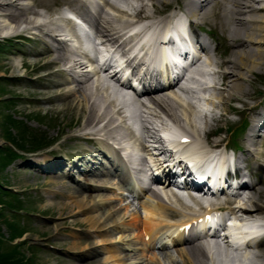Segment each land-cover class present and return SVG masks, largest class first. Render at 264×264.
Instances as JSON below:
<instances>
[{"label":"bare ground","instance_id":"6f19581e","mask_svg":"<svg viewBox=\"0 0 264 264\" xmlns=\"http://www.w3.org/2000/svg\"><path fill=\"white\" fill-rule=\"evenodd\" d=\"M75 1L77 3L71 6L73 11L84 17H95L93 26L97 36L104 40L103 45H114L117 48L125 43L124 31L131 26V23L126 19L128 12H133L144 20L153 21L158 18L157 16L165 7H170L176 3L184 15L192 14L197 19L196 22L198 24H208L210 19H215L216 25L220 26L222 31L225 32V40L229 43V46L231 44V50L226 60L217 61L216 59H211L208 62V64L221 69L215 75L223 81L222 87H220L218 92L225 93V96L215 95V99L218 100L217 104L210 102L214 109L212 113L216 112L215 110L224 111L225 106L229 105L230 102L237 101L244 104L242 110H233L238 114H244L245 117L251 118L250 132L242 138L243 151L246 158L241 157L240 176L243 178L242 182H246L248 176L260 178L259 181L248 184V197L246 199L239 195L238 197L228 198L227 204L229 206L233 203L238 204L236 207H229L233 215L243 214L264 220V143L260 140L258 134L264 129V110L257 111L258 104L250 102L256 101L257 97L253 93H249V89L247 90L245 86L246 83L253 84V81L248 78L249 76H264V0H126V11H121L116 5L112 6V4H109L111 8L122 12L114 16L110 15L105 8L94 10L97 6L93 1ZM35 3L40 8L51 6L44 1H36ZM149 4L152 10L149 9ZM27 7V3H24V0H0V40L8 37L7 34L9 32L13 34L8 37L10 40H14V37H21L24 32H34V34L39 35L38 38L43 43V49L34 54L38 58H35L33 63L39 69L46 70L47 73L42 78L47 80V89L50 90L45 91L43 93L44 96L37 99L34 98V102L36 104H52L53 101L60 99L65 101L75 94H79L80 99L76 98L74 100L75 104L70 101L71 105L66 106L67 104H65L64 108L61 106L56 108L77 110L74 111L73 115L78 117L76 120L78 133L71 135L70 139L76 138L89 143L101 141L107 144L108 142H113L122 148H126L129 145L131 150L150 152L149 145L159 146L161 144L158 131L160 126L165 125V118L175 123L188 135L191 139L189 146H191L190 149L193 152L196 151L200 155H205L210 148L226 149L229 136L225 137L223 135L220 123L226 118L228 111L226 113L225 110L222 114L213 115L211 118L210 113L204 116L205 113L203 111H201L202 113L200 111L197 112L191 103V99L181 96V93L191 94L192 91L181 87L179 82L170 86L168 93L163 96L158 93V90L145 93L143 96L151 104V107L139 100V103L135 102L136 110L127 108L123 96L106 85L98 74L95 75L96 77L90 76L87 71V64L79 57H73L75 52L69 51L67 42L63 40L66 30L65 26L70 25L69 20L63 16L56 18L54 15L45 16L43 13L36 11L34 7L28 8V10ZM22 27L23 30H20ZM209 51L211 53L212 50L209 49ZM43 60H47V62L40 67V63ZM201 60L200 58L197 61L193 70H196ZM20 63H15L17 70L20 66L22 67V63ZM62 63L69 65V72H66L68 79L64 71L54 70V67L60 66ZM117 74L111 77L113 81H117ZM76 75L83 77V80L75 84L71 79ZM196 75L202 78L204 72L197 70ZM53 76L59 77L60 80L53 82ZM192 82L200 85L199 81L192 80ZM70 84H75V88H68L67 93L63 94V96H61L62 94L50 95L55 87L61 89L62 87H68ZM157 85L160 88L162 83L158 82ZM259 94L261 96V93ZM210 103L207 102V104ZM52 110L55 109L52 108ZM129 115L131 117H143L147 121V125L142 128L139 134H136L128 126ZM227 122L229 124L235 123L231 119ZM255 135L257 136L254 137ZM262 143L263 145H261ZM192 145L195 147L193 148ZM164 153L160 150L158 155H151L154 157L158 171L161 169L165 171L169 166L166 162H162ZM92 156L97 159L95 155ZM247 159L253 165H247L246 172L243 163ZM175 166L176 164L171 165L172 168ZM81 167V164L73 166L74 169ZM59 168H62L61 163ZM57 174L60 177L56 180H51V183L63 184L66 188L70 187L71 184H66V181L72 178L71 175ZM84 174L86 175V184L81 186L82 191H77L73 194L69 193L64 197V203L48 204L58 207L60 216H63L64 219L66 217L69 219L75 218L74 225L81 223L87 234L84 242L78 241L75 235L70 234L69 237L72 239L73 244L83 243L86 245L81 248H70L68 246L63 252L65 254H77L92 250L90 257L93 260H98L103 253L107 252L109 255L99 264H132L130 262L125 263L121 258L122 254L119 249L110 246L113 241L107 234L110 233L112 226L117 227V224L113 225L114 221H110L109 217L106 218L107 210H105V207H109V204L97 207L98 205L92 204L93 195H84V192H91L101 188L93 186L91 182L101 179L98 176H102L101 174L103 173L87 169ZM169 174L173 175L171 172ZM198 182L200 180L195 181L196 185H198ZM216 186L218 187L219 185L216 184ZM151 198H156L157 202L151 201ZM116 199L121 198L116 197ZM195 203L200 205L201 202L195 200ZM140 206L144 211L143 215L139 212H130L129 205L119 209L116 208L115 211L118 214L123 213L125 222L122 226L133 237L141 251L142 259H147L152 264H157L155 262L157 256L153 251L156 239L169 232L173 234L171 238L173 242H181L183 236L178 235L176 231L178 227H184L187 223L192 222V217L178 220L177 223L168 222L164 215H168L169 212H175V210L172 206L160 201L159 196L155 192H150L147 195V200L142 201ZM79 217L82 219H79ZM93 241H96L97 244H92ZM89 244H92L90 248ZM176 246H181L175 249L184 264H206L204 259L207 258V253L202 243L193 241L177 244ZM216 247L219 248V246ZM243 259L247 261L246 264H264V242L260 243L258 251L251 254V256H245ZM235 262L239 264L237 260Z\"/></svg>","mask_w":264,"mask_h":264},{"label":"rangeland","instance_id":"374dc122","mask_svg":"<svg viewBox=\"0 0 264 264\" xmlns=\"http://www.w3.org/2000/svg\"><path fill=\"white\" fill-rule=\"evenodd\" d=\"M36 1H44L51 6L40 8L35 3ZM72 1L24 0V3H27V10L34 7L36 11L45 16H52L59 12L62 6L71 5ZM176 7L177 4L175 3L168 9L170 8L172 11ZM149 9L152 10L150 4ZM111 12L117 14V12ZM203 28L209 33H213L216 38L214 43H217V46L218 43L221 44L216 60H226L229 57L231 44L229 46L225 40V32L216 25L213 18ZM41 50L40 44H35L29 40H25V42L5 38L0 40V72H2L0 74V234L3 239L0 252L8 255L9 262L13 264H25V262L26 264H99L109 255L107 252L103 253L98 260H93L90 257L92 250L74 255H67L63 252L68 246L81 248L86 245L83 243L73 244L69 237L70 234L75 235L77 240L81 242H84L87 234L81 223L74 225L75 218L66 217L64 219L63 216H60L58 207L48 205L49 203H64L65 196L80 191L79 185L85 183L79 174L76 175L78 180L81 179L79 184L74 177L73 182L75 184L69 182L68 179L65 180L66 184H71L73 188L71 185L66 188L63 184L51 183V180L60 177L57 174L59 171H64V159L69 156H78L77 160H82L83 151L86 150L89 154L90 151L95 150V147L85 141L69 138L78 133L76 128L78 117L73 115L74 111L77 110L56 109L57 106L64 108L65 104H67L66 106L71 105L70 101L73 104L76 98L80 99L79 94H75L65 101L63 99L53 101L52 104H36L34 102V98H40L44 96L45 91L50 90L47 89V80L42 78L47 73L46 70L39 69L33 63L35 58H38L34 54ZM46 62L47 60H43L40 67ZM15 63H20L22 67H25L20 66L18 68L20 71H18ZM29 77L31 78L29 79ZM248 78L253 81V84L246 83L245 86L247 90L249 89V93H253L257 97L256 101L250 102L260 103L262 101L261 96L264 95V76H249ZM59 80L60 78L57 76L52 77L53 82ZM68 88L55 87L50 95L62 94L61 96H63L67 93ZM216 95L225 96V93L217 91ZM215 101L218 102L216 99ZM227 106H225L226 113L228 111L227 116L220 123L221 131L224 132L225 137L228 136V130L238 129L235 126L239 124L241 126V119L231 114L233 111L231 109H239L241 105L230 102ZM224 111L218 110L215 115H220ZM242 115L244 122L248 123L247 120L250 118L247 119L244 114ZM230 119L235 121L233 125L227 122ZM240 135L241 132L239 131L237 135L230 136V145H234V143L241 145L242 137ZM7 148H11L12 151ZM10 154L16 156L12 162L7 158V155ZM239 157L241 158V154ZM32 158H38L37 163L45 166L44 169L34 167L31 163ZM27 159H30V162L26 161ZM60 163L62 164L61 169L59 168ZM62 178L64 177L62 176ZM103 182L101 181L99 184L93 182L92 184L101 186ZM84 195H93L92 204L98 205L97 207L109 204V207H105L107 210V212L105 211L106 218L109 217L110 221H114L113 225L117 224V227L112 226L107 236L113 241L110 246L119 248L123 261L133 264H150L142 259L141 251L136 250L133 237L124 233L123 213L115 212L116 208L125 207L128 203L116 199L112 193L107 191L106 186L100 190L84 192ZM133 209L134 207H131L130 212ZM173 214L176 217V222L180 216L179 212ZM79 219L82 218L79 217ZM16 233L18 234L15 236ZM96 243V241L92 242V244ZM92 244H89V248ZM13 251L19 253L13 258L15 260H12L13 254L11 252ZM156 256L159 264H184L174 249L157 251ZM23 259L25 262H22Z\"/></svg>","mask_w":264,"mask_h":264},{"label":"trees","instance_id":"16d2710c","mask_svg":"<svg viewBox=\"0 0 264 264\" xmlns=\"http://www.w3.org/2000/svg\"><path fill=\"white\" fill-rule=\"evenodd\" d=\"M2 152V151H1ZM8 158V157H7ZM18 233H16L15 234V236L17 235ZM1 237H2V235L0 234V249H1V246H2V240H1ZM13 238H15V237H13ZM11 254H13V256H12V260H15V259H13V258H15V256L18 254L19 255V253H17L16 251H13V252H11ZM9 257H8V255H5V254H2L1 252H0V264H13V263H10L9 262ZM18 259H20V258H18ZM24 259H25V257H24ZM22 260V262H25V260ZM17 260V259H16ZM25 264H26V262H25Z\"/></svg>","mask_w":264,"mask_h":264}]
</instances>
